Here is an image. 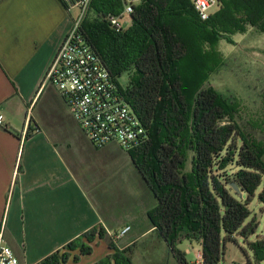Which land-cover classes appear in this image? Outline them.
<instances>
[{"label": "trees", "instance_id": "1", "mask_svg": "<svg viewBox=\"0 0 264 264\" xmlns=\"http://www.w3.org/2000/svg\"><path fill=\"white\" fill-rule=\"evenodd\" d=\"M123 7L124 0H92L81 32L119 86V78L133 74L120 89L150 135L128 154L156 202L151 225L178 264H194L179 248L184 241L201 245V264H221L235 236L252 252L245 264H263L264 236L250 204L257 199L264 213V142L237 120L238 102L208 83L222 65L221 39L249 28L264 33V0H220L206 21L191 0H142L130 28L116 32L106 16ZM106 235L92 229L67 244L68 252L38 264H66L76 251L78 264ZM108 249L95 264H132L131 247L118 251L109 242Z\"/></svg>", "mask_w": 264, "mask_h": 264}, {"label": "crops", "instance_id": "2", "mask_svg": "<svg viewBox=\"0 0 264 264\" xmlns=\"http://www.w3.org/2000/svg\"><path fill=\"white\" fill-rule=\"evenodd\" d=\"M74 12L61 0H0V228L21 264H38L92 229L112 236L123 225L121 194H104L106 184L122 190V181L103 175L117 157L110 146L120 145L95 147L58 89L43 83ZM94 245L97 260L110 252L104 240Z\"/></svg>", "mask_w": 264, "mask_h": 264}, {"label": "rangeland", "instance_id": "3", "mask_svg": "<svg viewBox=\"0 0 264 264\" xmlns=\"http://www.w3.org/2000/svg\"><path fill=\"white\" fill-rule=\"evenodd\" d=\"M218 10L219 7H215L211 14ZM74 13L77 19L81 10L77 8ZM120 23L123 29L127 30L131 26V18L127 16L121 19ZM217 50L221 54L222 65L212 73L208 85L230 100L238 102L240 111L237 120L254 140L264 142V33L249 28L246 33L233 35L230 41L221 39L217 43ZM132 75L126 73L119 78L120 86L126 88ZM110 149L116 150L117 157L113 159L112 166H105L103 175L106 178L116 175L118 184L120 179L122 181V190L120 187L116 190L109 188L106 184L108 190L104 194L105 197L121 194L123 225L113 232L112 236H106V245L112 242L118 251L131 247L128 255L132 264H178L148 219V212L154 209L156 204L150 190L133 166L128 152L114 145L110 146ZM261 206L255 199L250 204V209L260 221L258 234L264 235V213H261ZM179 248L187 254L189 261L196 260L201 251L199 243L190 241H184ZM66 251L64 249L61 253ZM111 253H103L99 260L98 254L88 256L85 264L92 261L98 263ZM75 255H78V251L71 253L70 262ZM249 260H253L252 252L240 236H235L234 241L226 244L221 264H245Z\"/></svg>", "mask_w": 264, "mask_h": 264}, {"label": "built area", "instance_id": "4", "mask_svg": "<svg viewBox=\"0 0 264 264\" xmlns=\"http://www.w3.org/2000/svg\"><path fill=\"white\" fill-rule=\"evenodd\" d=\"M67 10L80 9L81 15L63 39L44 78L66 101L80 129L97 148L117 143L129 152L150 140L146 126L126 101L118 82L100 57L93 51L81 32L82 21L92 0H61ZM142 0H124L122 12L109 14L106 20L116 32L123 30L120 20L134 12ZM202 21L210 18L220 0H191ZM0 115V126H3ZM198 262L201 264V254ZM0 264H21L7 245L4 229L0 228Z\"/></svg>", "mask_w": 264, "mask_h": 264}, {"label": "water", "instance_id": "5", "mask_svg": "<svg viewBox=\"0 0 264 264\" xmlns=\"http://www.w3.org/2000/svg\"><path fill=\"white\" fill-rule=\"evenodd\" d=\"M233 187H234V189H235L236 191L239 190L238 187H237L236 185H233Z\"/></svg>", "mask_w": 264, "mask_h": 264}]
</instances>
